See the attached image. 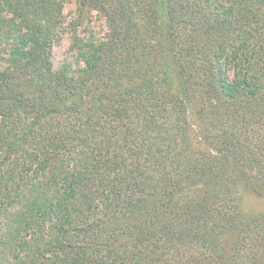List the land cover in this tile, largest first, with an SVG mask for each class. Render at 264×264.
I'll list each match as a JSON object with an SVG mask.
<instances>
[{"label": "trees", "instance_id": "1", "mask_svg": "<svg viewBox=\"0 0 264 264\" xmlns=\"http://www.w3.org/2000/svg\"><path fill=\"white\" fill-rule=\"evenodd\" d=\"M0 0V264H264V0Z\"/></svg>", "mask_w": 264, "mask_h": 264}, {"label": "rangeland", "instance_id": "2", "mask_svg": "<svg viewBox=\"0 0 264 264\" xmlns=\"http://www.w3.org/2000/svg\"><path fill=\"white\" fill-rule=\"evenodd\" d=\"M77 0H65L61 13V30L57 35V42L51 49L52 66L56 69L63 60L74 62L68 53L69 35L72 30V23H78L77 32L79 34L93 33L100 37L106 32V26L103 17L96 11L79 15L77 9Z\"/></svg>", "mask_w": 264, "mask_h": 264}]
</instances>
